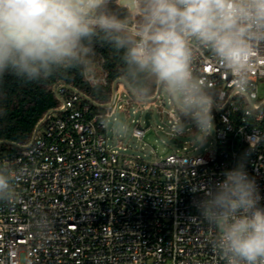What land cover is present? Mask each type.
Wrapping results in <instances>:
<instances>
[{
    "label": "built area",
    "instance_id": "2783aa9c",
    "mask_svg": "<svg viewBox=\"0 0 264 264\" xmlns=\"http://www.w3.org/2000/svg\"><path fill=\"white\" fill-rule=\"evenodd\" d=\"M93 69L81 74L82 81L106 87L98 52ZM195 70L218 91L214 139L200 155L176 151L153 163L127 155L121 136L101 122V114L110 109V115L122 101L119 91L128 93L120 79L104 104L57 84L59 108L46 113L28 143H10L0 152L5 167L24 171L15 199L0 203V264H224L196 205L202 189L242 157L264 197V97L258 93L264 53L253 60L247 106L242 98L234 100L232 78L209 55L200 54ZM158 98L159 92L152 102ZM145 113L130 135L138 141L149 127ZM168 116L174 119L173 109Z\"/></svg>",
    "mask_w": 264,
    "mask_h": 264
},
{
    "label": "clouds",
    "instance_id": "9594fccd",
    "mask_svg": "<svg viewBox=\"0 0 264 264\" xmlns=\"http://www.w3.org/2000/svg\"><path fill=\"white\" fill-rule=\"evenodd\" d=\"M121 64L120 81L138 104L162 91L171 102L173 137L187 136L198 152L215 130L218 91L195 70L201 53L232 79V90L251 97L253 60L264 53V0H0V84L6 76L30 83L93 70L97 46ZM95 87L99 88L97 81ZM101 114L116 134L127 125ZM193 126L195 131H193ZM0 163V203L15 199L24 174ZM222 179L202 189L201 221L224 264H264V197L242 157Z\"/></svg>",
    "mask_w": 264,
    "mask_h": 264
},
{
    "label": "trees",
    "instance_id": "16d2710c",
    "mask_svg": "<svg viewBox=\"0 0 264 264\" xmlns=\"http://www.w3.org/2000/svg\"><path fill=\"white\" fill-rule=\"evenodd\" d=\"M116 1L117 9L125 8L116 5ZM96 52L104 58L108 79L106 87L91 88L82 81L79 70H70L47 80L30 83L6 76L0 84V147L10 148V143L25 144L30 140L37 123L59 104L54 94L57 84L70 86L95 103H106L111 95L112 82L120 79L121 64L118 57L106 47L98 45Z\"/></svg>",
    "mask_w": 264,
    "mask_h": 264
},
{
    "label": "rangeland",
    "instance_id": "374dc122",
    "mask_svg": "<svg viewBox=\"0 0 264 264\" xmlns=\"http://www.w3.org/2000/svg\"><path fill=\"white\" fill-rule=\"evenodd\" d=\"M258 87L259 96L264 97V81H260ZM158 92L159 98L151 102V105H149V103H132L131 105L126 106L125 103L132 102L133 99L129 93L124 94L119 91L118 97L122 101L118 102V104L114 107V110L110 113V117H115L116 121L127 125V132L119 134L121 136L122 142L124 143L123 145L127 148L125 153L133 158H139L141 161L146 163H153L159 158H164L170 154L176 153V151H178V155L197 156L200 155L205 149L209 148L210 143L214 139L215 130L213 134L208 137L204 147L200 148L198 152L196 151L195 146L190 143L187 136H172L170 133V125L172 121L168 116L172 107L169 104L167 96L160 90ZM229 93L230 92L228 91V94ZM237 98L240 99L241 97L237 95L234 100H237ZM109 100H107V102ZM58 103L59 104L57 107L59 108L60 102L58 101ZM245 104L246 106L248 105L246 102ZM117 106H122L123 108H126V110L117 108ZM145 112H149L151 115L149 127L145 131L142 140L138 141L132 138L130 135L135 126V121L140 119V116ZM141 127L143 128L144 124H141ZM193 131H195L194 126ZM171 140L182 144L184 150L176 147L171 142ZM6 150H9V147H0V152Z\"/></svg>",
    "mask_w": 264,
    "mask_h": 264
},
{
    "label": "water",
    "instance_id": "95a60500",
    "mask_svg": "<svg viewBox=\"0 0 264 264\" xmlns=\"http://www.w3.org/2000/svg\"><path fill=\"white\" fill-rule=\"evenodd\" d=\"M131 0H118V5L121 6V7H128L129 4H130ZM121 82V81H120ZM115 84H116V81H114L111 85V91L113 92L114 91V88H115ZM123 84V83H122ZM159 90L155 91V94L158 93ZM47 117V114L44 115V117L37 123V125L35 126L34 128V131L35 132L42 124L43 122L45 121ZM150 118V114L149 113H145L144 115V121H145V126L148 125V119ZM1 143V142H0Z\"/></svg>",
    "mask_w": 264,
    "mask_h": 264
}]
</instances>
